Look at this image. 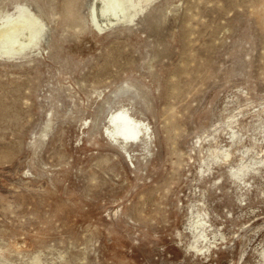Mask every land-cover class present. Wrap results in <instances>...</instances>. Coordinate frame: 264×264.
Wrapping results in <instances>:
<instances>
[{
    "label": "rangeland",
    "instance_id": "obj_1",
    "mask_svg": "<svg viewBox=\"0 0 264 264\" xmlns=\"http://www.w3.org/2000/svg\"><path fill=\"white\" fill-rule=\"evenodd\" d=\"M92 1L0 0L44 27L0 56V264H264V0H152L102 32ZM122 106L150 138L109 136Z\"/></svg>",
    "mask_w": 264,
    "mask_h": 264
},
{
    "label": "bare ground",
    "instance_id": "obj_2",
    "mask_svg": "<svg viewBox=\"0 0 264 264\" xmlns=\"http://www.w3.org/2000/svg\"><path fill=\"white\" fill-rule=\"evenodd\" d=\"M151 1L152 0H93L89 10L88 20L99 32H102L120 22L135 20L136 16L146 8V4ZM29 7L25 4L20 6L16 13L8 14V18L0 23V56L13 58L17 55L27 53V50L36 45L40 27L43 26V21L39 19ZM110 116L111 125L107 127V132L111 138L117 141L122 140L121 142L123 143L138 141L143 137L150 138L151 128L149 123L142 118L136 117L130 111L129 107L122 106L112 112ZM231 133L234 134L233 132ZM221 150L220 152L226 155V160L232 155L230 149L221 148ZM221 160L223 159L221 158ZM248 163L250 164V162ZM248 163H240L241 165L239 168L237 167L236 170L231 169L233 170L232 174L239 179L243 178L241 172L245 170L244 168L249 167ZM197 218L196 216V219ZM194 220L195 218L193 221ZM202 223V219H197L194 224L192 222L191 226L195 225L196 228H199V225L203 226L201 225ZM204 233L201 235L205 237L206 235ZM195 239H197V236Z\"/></svg>",
    "mask_w": 264,
    "mask_h": 264
}]
</instances>
